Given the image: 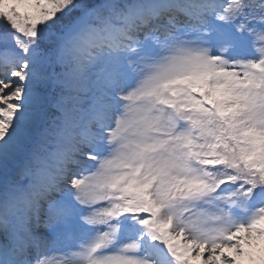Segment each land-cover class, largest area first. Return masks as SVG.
Listing matches in <instances>:
<instances>
[{"label": "snow or ice", "instance_id": "1", "mask_svg": "<svg viewBox=\"0 0 264 264\" xmlns=\"http://www.w3.org/2000/svg\"><path fill=\"white\" fill-rule=\"evenodd\" d=\"M0 264H264V0H0Z\"/></svg>", "mask_w": 264, "mask_h": 264}]
</instances>
